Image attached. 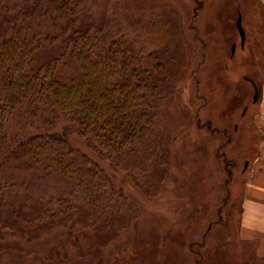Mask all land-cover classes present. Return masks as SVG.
Masks as SVG:
<instances>
[{
	"label": "trees",
	"instance_id": "1",
	"mask_svg": "<svg viewBox=\"0 0 264 264\" xmlns=\"http://www.w3.org/2000/svg\"><path fill=\"white\" fill-rule=\"evenodd\" d=\"M82 4L0 0V239L13 231L32 241L61 227L82 260L103 264L138 205L73 145L71 127L56 130L55 122L76 126L90 149L154 194L167 173L170 107L183 66L169 43L160 51L137 45L126 14L84 25ZM241 241L255 256L226 254L230 264L264 262L253 242Z\"/></svg>",
	"mask_w": 264,
	"mask_h": 264
},
{
	"label": "rangeland",
	"instance_id": "2",
	"mask_svg": "<svg viewBox=\"0 0 264 264\" xmlns=\"http://www.w3.org/2000/svg\"><path fill=\"white\" fill-rule=\"evenodd\" d=\"M82 1L84 25L126 14L132 24L128 32L137 45L160 51L169 43L178 50L183 66L170 107L167 173L154 194H145L125 171L115 170L90 149L76 126L63 117L55 122L56 130L70 126L73 145L99 161L138 205V216L105 248L102 263L230 264L228 256L238 258L248 243L240 239V222L244 186L260 139L256 116L263 106L264 3ZM240 16L244 43L237 25ZM49 47L44 58L58 51L60 43ZM91 96L94 101L96 95ZM0 243L7 245L0 249V264H47L45 259L48 264H97L91 256L79 257L61 227L32 241L12 231ZM244 250L250 259L255 256L249 248Z\"/></svg>",
	"mask_w": 264,
	"mask_h": 264
},
{
	"label": "crops",
	"instance_id": "3",
	"mask_svg": "<svg viewBox=\"0 0 264 264\" xmlns=\"http://www.w3.org/2000/svg\"><path fill=\"white\" fill-rule=\"evenodd\" d=\"M262 103L260 116H256L258 151L243 191L240 239L255 242L257 257L264 259V91Z\"/></svg>",
	"mask_w": 264,
	"mask_h": 264
},
{
	"label": "water",
	"instance_id": "4",
	"mask_svg": "<svg viewBox=\"0 0 264 264\" xmlns=\"http://www.w3.org/2000/svg\"><path fill=\"white\" fill-rule=\"evenodd\" d=\"M241 23H242V17L240 16L239 19H238L237 25H238V28H239V31H240V34H241V37H242V43H244L245 42V38H246V33H245V30H244V28H243ZM255 89H256L255 97L257 98L258 95H259V90H258L257 87Z\"/></svg>",
	"mask_w": 264,
	"mask_h": 264
}]
</instances>
